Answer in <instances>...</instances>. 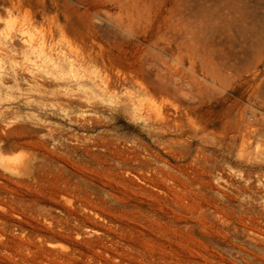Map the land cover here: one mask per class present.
Wrapping results in <instances>:
<instances>
[{
    "label": "rangeland",
    "instance_id": "1",
    "mask_svg": "<svg viewBox=\"0 0 264 264\" xmlns=\"http://www.w3.org/2000/svg\"><path fill=\"white\" fill-rule=\"evenodd\" d=\"M0 160V264H264V0H0Z\"/></svg>",
    "mask_w": 264,
    "mask_h": 264
},
{
    "label": "bare ground",
    "instance_id": "2",
    "mask_svg": "<svg viewBox=\"0 0 264 264\" xmlns=\"http://www.w3.org/2000/svg\"><path fill=\"white\" fill-rule=\"evenodd\" d=\"M6 159H8V158L5 157V160H6ZM10 160H11V159H8V162H9ZM17 160H18V159H17ZM6 161H7V160H6ZM6 161H5V162H6ZM11 161H13V160H11ZM14 162H15V161H13V163H14ZM0 163H1V164H4L2 160H0ZM18 163H19V162H18ZM7 164L9 165V163H7ZM7 164H6V165L4 164V166L6 167ZM21 164H22V163H21ZM12 165H13V164H12ZM17 166H18V165H17ZM12 167H14V166H12ZM7 168H8V167H7ZM8 169H9V168H8Z\"/></svg>",
    "mask_w": 264,
    "mask_h": 264
}]
</instances>
